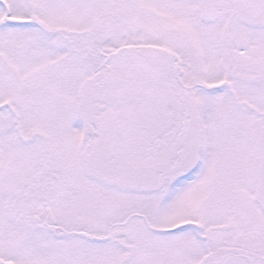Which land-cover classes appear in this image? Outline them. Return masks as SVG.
<instances>
[{"label": "snow or ice", "instance_id": "6c2138e0", "mask_svg": "<svg viewBox=\"0 0 264 264\" xmlns=\"http://www.w3.org/2000/svg\"><path fill=\"white\" fill-rule=\"evenodd\" d=\"M0 264H264V0H0Z\"/></svg>", "mask_w": 264, "mask_h": 264}]
</instances>
